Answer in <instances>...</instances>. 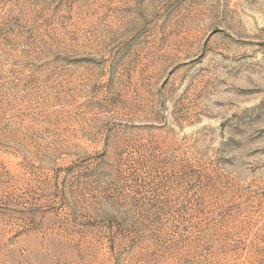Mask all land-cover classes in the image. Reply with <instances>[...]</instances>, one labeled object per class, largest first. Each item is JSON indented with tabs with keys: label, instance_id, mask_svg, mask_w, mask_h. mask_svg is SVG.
Instances as JSON below:
<instances>
[{
	"label": "rangeland",
	"instance_id": "rangeland-1",
	"mask_svg": "<svg viewBox=\"0 0 264 264\" xmlns=\"http://www.w3.org/2000/svg\"><path fill=\"white\" fill-rule=\"evenodd\" d=\"M0 264H264V0H0Z\"/></svg>",
	"mask_w": 264,
	"mask_h": 264
}]
</instances>
